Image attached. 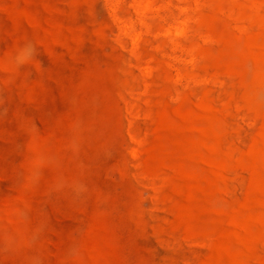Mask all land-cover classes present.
<instances>
[{"label":"rangeland","instance_id":"374dc122","mask_svg":"<svg viewBox=\"0 0 264 264\" xmlns=\"http://www.w3.org/2000/svg\"><path fill=\"white\" fill-rule=\"evenodd\" d=\"M0 264H264V0H0Z\"/></svg>","mask_w":264,"mask_h":264},{"label":"clouds","instance_id":"9594fccd","mask_svg":"<svg viewBox=\"0 0 264 264\" xmlns=\"http://www.w3.org/2000/svg\"><path fill=\"white\" fill-rule=\"evenodd\" d=\"M36 57V47L32 42L25 43L12 58L11 62L16 67H22Z\"/></svg>","mask_w":264,"mask_h":264}]
</instances>
